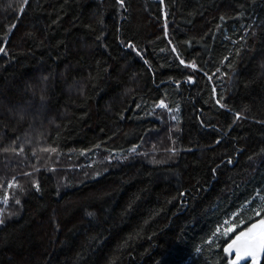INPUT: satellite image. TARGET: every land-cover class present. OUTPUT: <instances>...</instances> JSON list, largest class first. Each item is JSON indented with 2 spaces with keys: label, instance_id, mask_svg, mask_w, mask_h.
Masks as SVG:
<instances>
[{
  "label": "trees",
  "instance_id": "16d2710c",
  "mask_svg": "<svg viewBox=\"0 0 264 264\" xmlns=\"http://www.w3.org/2000/svg\"><path fill=\"white\" fill-rule=\"evenodd\" d=\"M0 48V264H231L264 0H0Z\"/></svg>",
  "mask_w": 264,
  "mask_h": 264
},
{
  "label": "snow or ice",
  "instance_id": "6c2138e0",
  "mask_svg": "<svg viewBox=\"0 0 264 264\" xmlns=\"http://www.w3.org/2000/svg\"><path fill=\"white\" fill-rule=\"evenodd\" d=\"M3 51L4 49L0 48V52ZM0 223H3V221L0 220ZM226 231L232 232L234 227L229 226ZM233 250L235 251V259L231 264H240V261L244 258H251V264H258V258L261 254H264V219L252 224L246 231H241L225 249L228 253Z\"/></svg>",
  "mask_w": 264,
  "mask_h": 264
},
{
  "label": "water",
  "instance_id": "95a60500",
  "mask_svg": "<svg viewBox=\"0 0 264 264\" xmlns=\"http://www.w3.org/2000/svg\"><path fill=\"white\" fill-rule=\"evenodd\" d=\"M235 239V238H234ZM233 239V240H234ZM232 242V241H231ZM232 254H233V256H234V258H235V251L233 250L232 252H231ZM264 254H261V256L258 258V264H259V261H260V259H261V257L263 256ZM248 262H251V258H244V259H242L241 261H240V264H245V263H248Z\"/></svg>",
  "mask_w": 264,
  "mask_h": 264
},
{
  "label": "rangeland",
  "instance_id": "374dc122",
  "mask_svg": "<svg viewBox=\"0 0 264 264\" xmlns=\"http://www.w3.org/2000/svg\"><path fill=\"white\" fill-rule=\"evenodd\" d=\"M9 186H11V185H9ZM1 212V211H0ZM259 221H257L256 223H258ZM251 227V226H250ZM249 228V227H248ZM247 228V229H248ZM247 229H244V230H242V231H246ZM233 232V231H232ZM232 232H227V233H229V234H231ZM241 232V231H240ZM240 232H238V233H236L233 237H232V239H231V241L237 236V235H239V233ZM233 261V260H232Z\"/></svg>",
  "mask_w": 264,
  "mask_h": 264
}]
</instances>
